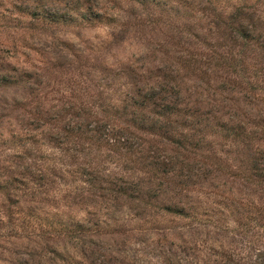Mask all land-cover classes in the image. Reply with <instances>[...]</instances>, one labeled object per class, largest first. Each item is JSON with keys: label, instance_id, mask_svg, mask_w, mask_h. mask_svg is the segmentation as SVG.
Wrapping results in <instances>:
<instances>
[{"label": "rangeland", "instance_id": "rangeland-1", "mask_svg": "<svg viewBox=\"0 0 264 264\" xmlns=\"http://www.w3.org/2000/svg\"><path fill=\"white\" fill-rule=\"evenodd\" d=\"M71 1L0 0V264H256L264 0Z\"/></svg>", "mask_w": 264, "mask_h": 264}, {"label": "trees", "instance_id": "trees-1", "mask_svg": "<svg viewBox=\"0 0 264 264\" xmlns=\"http://www.w3.org/2000/svg\"><path fill=\"white\" fill-rule=\"evenodd\" d=\"M131 1H136L143 4L149 0H131ZM37 10H41V9H37ZM28 11L29 9L28 10L25 9L22 12L27 16L31 17V19H38L39 21L41 20L42 22L53 25H60V24L78 25L79 23V25L81 26H93L95 23H98L99 21H102L103 19L106 18V13L104 11H101L100 8H98L97 6H93V4L85 0H72L69 6H66L65 10L47 9L41 13L28 12ZM34 14H37L38 17L37 16L35 17ZM77 230H81V229H77ZM249 260L251 262L255 261L256 264H264V248L261 252L256 254L255 260H252L250 258Z\"/></svg>", "mask_w": 264, "mask_h": 264}]
</instances>
